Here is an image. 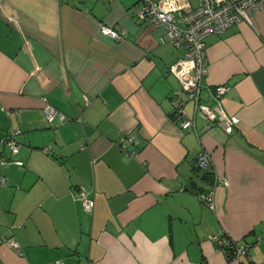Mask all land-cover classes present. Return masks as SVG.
<instances>
[{"label": "crops", "instance_id": "crops-1", "mask_svg": "<svg viewBox=\"0 0 264 264\" xmlns=\"http://www.w3.org/2000/svg\"><path fill=\"white\" fill-rule=\"evenodd\" d=\"M138 2L0 0V140L19 131L23 162L0 166V264H240L208 237H264V9L205 38V87L185 107L195 129L182 130L169 67L183 50L136 17ZM220 84L230 89L217 99ZM45 103L68 121L47 122ZM203 149L211 164L195 168ZM211 188L214 211L194 193ZM249 256L264 264V241Z\"/></svg>", "mask_w": 264, "mask_h": 264}, {"label": "built area", "instance_id": "built-area-1", "mask_svg": "<svg viewBox=\"0 0 264 264\" xmlns=\"http://www.w3.org/2000/svg\"><path fill=\"white\" fill-rule=\"evenodd\" d=\"M261 9H264V0H198L196 8H190L187 2L180 0H139L136 17L149 21L158 30V40L161 43L167 42L183 50L182 57L169 67V71L179 81L185 93L184 99L178 93H174L171 97L173 115L182 130L195 129L194 119L188 116L185 107L188 101L197 106L200 92L205 87L203 85V79L207 74L205 38L211 34L221 33L241 22L253 26L254 15ZM97 30L100 34L118 41L126 36L125 30L115 29L102 22L97 23ZM229 89L227 84H220L210 88V92L215 98L220 99ZM85 103L88 104L89 101L86 99ZM43 111L49 123L63 124L68 121L65 114L49 103H45ZM210 128L209 124L204 127L205 130ZM18 135L19 131H11L6 138L0 140V166L8 163L23 165L22 161L13 159L20 149ZM128 142L134 144V138L128 137ZM121 148L130 157L136 154L135 151H128L125 144H121ZM48 150V147L43 148L44 152ZM6 152L9 153V157L6 156ZM210 164V152L201 150L194 160V166L203 169ZM219 181L225 186L228 185V180L224 176H220ZM216 183L215 179L214 185ZM5 184V178L0 175V187ZM194 193L202 203L212 211L215 210L212 188L206 191L195 190ZM74 199L80 203L84 211L92 212L94 200L86 190L79 188ZM9 229H13V226ZM208 240L226 258L230 254V249L232 252L230 260L240 264H255L249 256V250L264 241V237L257 236L252 242H239L221 232L210 235ZM3 242L15 250L20 249L18 241L12 236H4Z\"/></svg>", "mask_w": 264, "mask_h": 264}, {"label": "trees", "instance_id": "trees-1", "mask_svg": "<svg viewBox=\"0 0 264 264\" xmlns=\"http://www.w3.org/2000/svg\"><path fill=\"white\" fill-rule=\"evenodd\" d=\"M195 167V166H194ZM196 168V167H195ZM197 191H199V190H197ZM229 253L230 254H228V256H227V260L228 261H230V259H231V255H232V252H231V250L229 249Z\"/></svg>", "mask_w": 264, "mask_h": 264}]
</instances>
